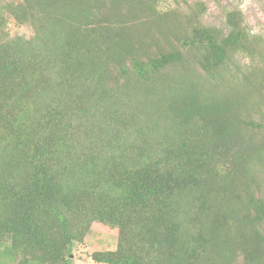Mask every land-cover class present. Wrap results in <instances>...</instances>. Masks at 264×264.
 Masks as SVG:
<instances>
[{
    "label": "trees",
    "instance_id": "16d2710c",
    "mask_svg": "<svg viewBox=\"0 0 264 264\" xmlns=\"http://www.w3.org/2000/svg\"><path fill=\"white\" fill-rule=\"evenodd\" d=\"M165 1L0 4L8 264H264V34Z\"/></svg>",
    "mask_w": 264,
    "mask_h": 264
},
{
    "label": "rangeland",
    "instance_id": "374dc122",
    "mask_svg": "<svg viewBox=\"0 0 264 264\" xmlns=\"http://www.w3.org/2000/svg\"><path fill=\"white\" fill-rule=\"evenodd\" d=\"M189 5L197 2H202L207 10L203 15L201 21L205 25L216 26L219 28L223 27L224 9L238 8L243 12L245 22L251 33L253 34H264V0H185ZM5 0H0V4L4 3ZM173 8H179L182 11H186V6L181 2H174L172 0H166L159 7L160 10H168ZM9 35L20 36L29 38L31 31L29 28L23 26L20 28H12L9 31ZM238 60L241 64H245V58L238 56ZM116 247V237L106 235L103 233L90 231L82 245H75L72 254L71 261L73 264H95L89 258V255L93 252H104L114 250ZM0 264H8L11 261H7L4 258L0 259Z\"/></svg>",
    "mask_w": 264,
    "mask_h": 264
}]
</instances>
